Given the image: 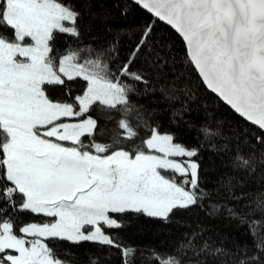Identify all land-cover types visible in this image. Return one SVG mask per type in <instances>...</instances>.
<instances>
[{
	"label": "snow or ice",
	"instance_id": "1",
	"mask_svg": "<svg viewBox=\"0 0 264 264\" xmlns=\"http://www.w3.org/2000/svg\"><path fill=\"white\" fill-rule=\"evenodd\" d=\"M117 262L264 264V0H0V264Z\"/></svg>",
	"mask_w": 264,
	"mask_h": 264
},
{
	"label": "trees",
	"instance_id": "2",
	"mask_svg": "<svg viewBox=\"0 0 264 264\" xmlns=\"http://www.w3.org/2000/svg\"><path fill=\"white\" fill-rule=\"evenodd\" d=\"M209 222L212 223V224L219 225L220 226V231H222V232H228L230 230L229 226L225 225L223 223V221L211 220ZM135 239L140 240L142 242H146L149 239V237L147 235H143V236H136ZM242 239H247L249 243H251V241H252L251 236H248L246 234L244 236H242ZM117 264H118V262H117Z\"/></svg>",
	"mask_w": 264,
	"mask_h": 264
}]
</instances>
